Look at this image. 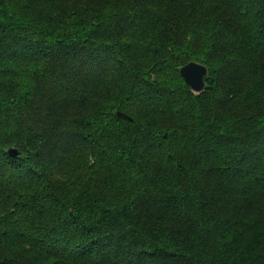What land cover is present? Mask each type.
<instances>
[{"label":"trees","instance_id":"1","mask_svg":"<svg viewBox=\"0 0 264 264\" xmlns=\"http://www.w3.org/2000/svg\"><path fill=\"white\" fill-rule=\"evenodd\" d=\"M0 264H264V0H0Z\"/></svg>","mask_w":264,"mask_h":264},{"label":"water","instance_id":"2","mask_svg":"<svg viewBox=\"0 0 264 264\" xmlns=\"http://www.w3.org/2000/svg\"><path fill=\"white\" fill-rule=\"evenodd\" d=\"M180 73L186 83L190 85L192 91L196 93H202L205 91L207 87L206 78L210 74V69L207 65L192 60L180 68ZM120 114L126 116L123 113ZM9 152L12 156L20 155V152L16 147H12Z\"/></svg>","mask_w":264,"mask_h":264},{"label":"snow or ice","instance_id":"3","mask_svg":"<svg viewBox=\"0 0 264 264\" xmlns=\"http://www.w3.org/2000/svg\"><path fill=\"white\" fill-rule=\"evenodd\" d=\"M129 2H132V0H129ZM141 7H144V5L142 4ZM143 20H144V17L141 16L140 17V21H143ZM140 21L137 22V24L134 26V28H141V27H143V24Z\"/></svg>","mask_w":264,"mask_h":264}]
</instances>
